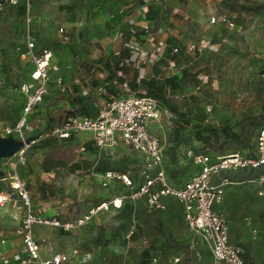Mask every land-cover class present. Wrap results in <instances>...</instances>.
I'll use <instances>...</instances> for the list:
<instances>
[{
	"label": "rangeland",
	"instance_id": "1",
	"mask_svg": "<svg viewBox=\"0 0 264 264\" xmlns=\"http://www.w3.org/2000/svg\"><path fill=\"white\" fill-rule=\"evenodd\" d=\"M24 1L12 5L0 0V79L5 80V85L0 84V122L4 124L15 122L21 113L23 96L12 91L11 86L25 81L30 68L29 64L20 61L16 51L17 45L24 40V11L21 14L18 10ZM73 1L32 0V10L35 15L37 10H61L62 4ZM198 2L205 11L201 18L185 19L179 12L177 15L166 14L160 18V27L156 30L149 27L153 33L150 43L157 44L153 50L158 56L166 55L167 51L161 50L155 37L168 43L165 37L172 36L175 43L185 47L174 56L168 52L165 61H172L167 68L169 74H178L182 78V90L171 96L186 118H176L170 111V115L152 123V131L162 139L164 167L174 184L182 183L195 169L193 161L184 153L189 147L209 153L213 160L234 153H253L258 131L264 125V0H219L218 5L212 0ZM222 13L233 16V27L211 22L212 15ZM168 29L177 35L169 34ZM190 46L193 50L188 49ZM138 52L141 57V50ZM165 64L160 65L164 68ZM191 94L197 98L192 99ZM206 124L230 125L242 134V139L199 141L196 133ZM120 146L119 153L106 154L98 164L107 163L108 168L117 174L128 175L136 184L141 179L142 154L125 144ZM57 153L66 162L75 160L79 154L78 145L57 144L47 152L49 155ZM71 172L67 163L62 169L60 182L64 202L68 205L91 202L92 198L87 197L85 189L81 191L84 176L79 173L71 176ZM223 176L224 173H219L214 179L220 181ZM127 191L126 187L119 185L112 187L110 192ZM80 193H83L81 197ZM17 204L20 206L22 202L19 200ZM129 204L125 209L98 213L86 225V232L110 236L116 228L114 243L121 249H134L133 253L136 248L151 242L153 246L155 244V254L160 256L162 264H169L174 258L180 259L178 264H211L210 252L198 234L186 225L183 212L175 204L163 212L150 210L141 202ZM12 205L9 211L0 208V224H5L4 214L13 220L17 218L12 211L19 209H12ZM231 205L238 209V214L232 217V224L238 236L244 235L246 257L264 264V200L258 197L253 184L238 178L226 186L220 208L225 216L223 210H231ZM62 209L69 218L83 212L78 205L73 211L64 206ZM247 218L249 223H255L253 228ZM132 228L135 234L128 238ZM84 243L92 244V240L84 239Z\"/></svg>",
	"mask_w": 264,
	"mask_h": 264
},
{
	"label": "crops",
	"instance_id": "2",
	"mask_svg": "<svg viewBox=\"0 0 264 264\" xmlns=\"http://www.w3.org/2000/svg\"><path fill=\"white\" fill-rule=\"evenodd\" d=\"M198 1L202 2L203 0H74L71 4H62L61 10H37L36 15L32 10L34 18L32 28L37 50L43 47L49 48L52 51V65L58 69L50 71L47 93L30 115L29 122L32 125V130L28 132V136L40 134L45 126L52 128L62 123L70 115L94 116L97 114L98 108L112 98L129 94L138 95L140 92L146 94L141 85L142 79L148 80L155 77V74H158L157 76L170 75L167 68H170L172 61H165L167 56L159 54L156 59H153L151 55H148L154 52L153 49H156L157 44L150 43L149 37H153V33L151 30V33L147 34L146 30H149V27L156 30L161 16L166 14L177 15L179 12L185 19L189 17L201 18L205 11L204 6H200ZM212 1H215L217 5L219 3V0ZM206 7L209 8L208 5ZM226 15L235 22L233 16ZM217 24L224 25L219 22ZM171 33L173 34V31L169 30V34ZM167 37H165V41L168 39V43L162 41L164 48L161 50L165 51L168 45L169 52L172 47L170 44L172 36ZM157 39V37L154 38L156 43H160L161 41ZM140 50L141 57L138 55ZM170 53L172 52L170 51ZM163 56H165L161 60L163 62L158 61ZM23 63L30 66L28 78L25 81L31 82L30 71L34 66L32 63ZM161 63H166V66L162 68ZM60 78L61 82H59ZM11 90L21 94L24 100V95L21 92L13 90L12 87ZM15 122L11 124L0 122V139L9 138L7 134L3 133V128L15 124ZM10 139V143L17 141L14 134ZM62 143L78 145L79 154L75 160L70 159L69 162H66L60 153L47 154L54 146ZM120 145H124V143L119 142L114 147H97L93 140V134L89 131L74 133L67 139L56 136L40 137L27 151L26 163L17 167L18 175L27 183L32 209L47 216L59 210L62 212V218L69 220L84 214L104 200H110L124 193L110 192L112 187L126 186L117 178L110 179L108 185L105 186V173L109 170L117 173L108 168L105 162L98 164L99 159L106 154L109 156L119 153ZM82 146L85 147V150H81ZM252 154L247 153V155ZM7 158L0 157V194L14 192L10 187V181L15 171L9 166ZM67 163L71 166V176L77 173L84 176L81 182V191L85 189L87 197L91 196L92 198L91 202H75L71 205L64 202L60 182L62 169ZM194 166L192 174L199 169L197 165L194 164ZM186 180L180 184H174L170 179L174 185H182ZM82 194L80 193V197ZM19 200L22 202L20 206L17 204ZM137 202L147 206L144 200ZM164 202L166 209L155 210V212L166 211L175 204L180 212H183L185 219L184 208L176 198L166 197ZM222 203L216 207L220 212H222L220 209ZM11 205L12 209H19L12 211V215L17 218L13 220L4 214L3 223L5 224H0V231L3 232L7 242L0 243V249L9 255L22 254L24 252L23 244L16 229L27 208L17 194L1 204L0 208L9 211ZM77 205L83 212L72 218H69L62 209L64 206L73 211L75 210L74 206L77 207ZM128 205L131 204L126 202L122 208L111 207L110 210L125 209ZM230 209L223 210L230 226V240L243 248L244 235L238 236L232 224V217L234 218V215L238 214V209H235L234 205H231ZM165 216H167L166 213ZM247 222L253 228L255 223H249V218H247ZM6 224L11 226H5ZM186 225L188 226L187 222ZM86 228L88 226L85 225L73 231H66L50 225H37L34 228V235L42 245L44 256L55 252L70 253L74 248H79L80 253L72 255L66 264H100L103 261L110 264H138L142 250L146 245L149 246L152 256L156 255L155 244L153 246L151 242L143 244L141 248H136L134 253L132 252L134 249L119 248L114 243L117 239L116 228H113L112 236L86 232ZM84 239L92 240V244H85ZM105 239L111 240L104 244ZM205 248L209 251L206 245ZM160 264H162L161 261Z\"/></svg>",
	"mask_w": 264,
	"mask_h": 264
},
{
	"label": "built area",
	"instance_id": "3",
	"mask_svg": "<svg viewBox=\"0 0 264 264\" xmlns=\"http://www.w3.org/2000/svg\"><path fill=\"white\" fill-rule=\"evenodd\" d=\"M5 3L16 5L19 0H4ZM24 40L17 45L16 51L21 61L32 63L30 71L31 82H22L11 86L13 90L24 95L21 115L13 125L3 128L4 134H14L24 141L22 147L15 154L7 158L9 166L14 169V176L10 181V187L14 192L0 194V205L8 201L11 196L17 194L24 202L27 210L16 232L21 237L23 253L9 256L0 249V264H66L71 256L80 253L79 248L72 252H55L49 255L42 254V245L35 238L34 228L37 225H50L66 231H73L89 224L93 217L102 211L120 208L124 201L137 202L144 200L150 210H164L166 197H174L183 206L186 222L200 240L207 246L211 253V264H261L259 261L246 260L244 250L239 244L230 240V226L225 215L217 210V205L224 200L226 186L232 183L225 175L220 181L214 178L219 173L235 171L242 168L264 167V126L260 129L256 139L253 155L234 153L218 157L212 156L193 147L185 150V154L199 169L190 176L182 185L171 183L164 169V150L160 136L152 131V123L159 121L164 115H170V111L154 97L147 94H129L112 98L100 106L94 116L70 115L62 123L53 126H45L40 134L27 140L28 132L32 130L30 115L34 108L43 100L47 93L50 71L58 69L52 65V51L43 47L37 50L36 38L33 32L32 0L24 1ZM211 22L222 23L233 27L235 22L226 14L211 16ZM62 31V29H61ZM150 34V30H146ZM152 37L149 40L152 41ZM164 48V43H159ZM193 50V47H188ZM178 51V48H174ZM151 56L156 59L158 54ZM61 78L59 82H61ZM0 84L5 85V80L0 79ZM89 131L93 134V140L97 147H112L119 142L133 148L142 154L140 169L141 181L133 183L126 174H115L109 170L105 173L107 186L109 180L117 178L128 188L127 192L110 200H104L97 206L89 209L84 214L74 219H63L62 212L56 211L51 215H44L32 209L27 183L17 173V167L27 161L26 153L42 136H56L61 139L70 138L74 133ZM81 150H85L82 146ZM256 187L259 198L264 200V171L246 180ZM132 228L127 237L134 234ZM7 242L3 232L0 231V243ZM200 254L199 252H197ZM179 258H174L169 264H178ZM100 264H110L106 261ZM150 264H160L159 256L154 255Z\"/></svg>",
	"mask_w": 264,
	"mask_h": 264
},
{
	"label": "trees",
	"instance_id": "4",
	"mask_svg": "<svg viewBox=\"0 0 264 264\" xmlns=\"http://www.w3.org/2000/svg\"><path fill=\"white\" fill-rule=\"evenodd\" d=\"M22 6L23 7H18V10L21 14H23V11H24V2H23ZM172 39H174V38L170 39V42H171L170 44L172 45V47L171 48L169 47L170 48L169 52L171 51L172 55L174 56L177 52H179L180 50H182L185 47L182 45H179L180 43L179 44L175 43ZM180 46H181V48H180ZM175 47L178 48V51H174ZM166 50L168 53V45H167ZM167 53H166V55H167ZM165 56L161 57L158 61H161ZM155 75H156L155 77H152L148 80L147 79L141 80V85L144 87L146 94L156 98L162 104V106H165L166 108H168L169 111H171V113L176 118L185 119L186 118L185 113L181 111L180 105L171 96L173 93L182 90V78L178 74H170V75L162 74L161 76H157L158 74H155ZM132 86H133V84H132ZM138 95H143V94L140 92V93H138ZM190 96L192 99L197 98V95H195V94H191ZM260 129H259V131H260ZM178 131H180V129ZM259 131H258V134H259ZM212 138L217 139V140H220L222 138H225V139H242V134L235 131L232 128V126H230V125L216 126L213 124H206L204 127H202L201 130L197 131V133H196V139L199 141L205 142V143H208ZM242 154H244V153H242ZM253 154H254V152H253ZM262 171H264V167L263 168H257V169L242 168V169L235 170V171H226L224 173V175L226 177L230 178V181H232V182L237 180L238 178L245 179V181H246L249 178H252V177L258 175ZM239 173H242V174L240 176H238ZM140 181H141V179H140ZM126 202L134 203L133 201H130V200L124 201V203H126ZM124 203H123V205H124ZM123 205L120 208H122ZM134 234H135V231H134ZM111 239H113V238H111ZM111 239H105L104 244H107ZM153 256L151 254V250H150L149 246L148 245L144 246L142 253H141V258H140V261L138 264H150L151 258ZM245 258H246V260H248L246 255H245ZM250 262H254V261H250Z\"/></svg>",
	"mask_w": 264,
	"mask_h": 264
},
{
	"label": "water",
	"instance_id": "5",
	"mask_svg": "<svg viewBox=\"0 0 264 264\" xmlns=\"http://www.w3.org/2000/svg\"><path fill=\"white\" fill-rule=\"evenodd\" d=\"M9 138L7 139H0V157H10L11 155L15 154L17 150H19L22 145L24 144L23 140H20L17 136V141L14 143H10V138L13 134H7ZM34 136H30L27 140H30Z\"/></svg>",
	"mask_w": 264,
	"mask_h": 264
}]
</instances>
